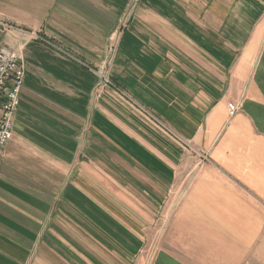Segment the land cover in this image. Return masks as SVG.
<instances>
[{
  "label": "crops",
  "instance_id": "obj_1",
  "mask_svg": "<svg viewBox=\"0 0 264 264\" xmlns=\"http://www.w3.org/2000/svg\"><path fill=\"white\" fill-rule=\"evenodd\" d=\"M129 2L0 0V264H264V0Z\"/></svg>",
  "mask_w": 264,
  "mask_h": 264
},
{
  "label": "built area",
  "instance_id": "obj_2",
  "mask_svg": "<svg viewBox=\"0 0 264 264\" xmlns=\"http://www.w3.org/2000/svg\"><path fill=\"white\" fill-rule=\"evenodd\" d=\"M25 61L16 47L0 46V157L13 136L14 117L19 107L24 85ZM239 105L230 102L228 110L234 116ZM168 129V128H167Z\"/></svg>",
  "mask_w": 264,
  "mask_h": 264
},
{
  "label": "rangeland",
  "instance_id": "obj_3",
  "mask_svg": "<svg viewBox=\"0 0 264 264\" xmlns=\"http://www.w3.org/2000/svg\"><path fill=\"white\" fill-rule=\"evenodd\" d=\"M139 3H140V0H130L129 5H128L127 9H126L128 12L125 11V13H126L125 19H126V16L130 17L129 20H132L133 19V17H134L133 12L135 11V9H136V7L138 6ZM125 19H124V21H125ZM95 73L97 75L100 74L99 77L102 80V86L103 87H107V88L113 89L120 96H122L125 99H127L137 109H140L143 112H145L147 114L146 117L148 119H150L151 121L153 120L158 126H162L169 133V135H171L173 138H175L179 142L181 141L185 147H189V146L191 147L190 143L184 137H182L179 133H177L176 131H174L170 127H168L167 124H165L156 115L151 114L150 111H148L142 105H139L136 101H134V99H132V96L127 91H125L124 89H122L121 87H119L113 81L112 76L110 75V72L109 71H105L104 73L103 72L101 73L98 70ZM199 158H200V164L203 163L204 161L208 160V157L206 155H203V154L200 155ZM190 180H188L184 184V186L182 187L183 189H186L187 190L189 188V182H190ZM171 195H172V197H169L168 198V202L170 204H172L174 207H176L181 202V200H183V199H182V197L179 198V196L178 197L175 196L174 195V191H173V194H171Z\"/></svg>",
  "mask_w": 264,
  "mask_h": 264
}]
</instances>
